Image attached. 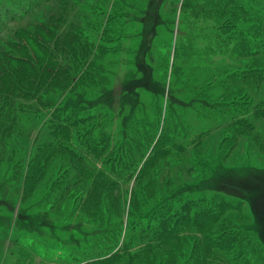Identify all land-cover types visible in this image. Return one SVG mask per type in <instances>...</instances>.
<instances>
[{
	"label": "rangeland",
	"instance_id": "obj_1",
	"mask_svg": "<svg viewBox=\"0 0 264 264\" xmlns=\"http://www.w3.org/2000/svg\"><path fill=\"white\" fill-rule=\"evenodd\" d=\"M180 3L0 0V264H85L115 233L138 239L132 227L166 203L214 198L225 208L200 212L212 225L200 239L115 264H264V57L206 53L219 21L195 23ZM263 15L243 19L247 45L264 40ZM87 132L106 143L96 155L77 139ZM147 136L167 151L135 182L115 155Z\"/></svg>",
	"mask_w": 264,
	"mask_h": 264
},
{
	"label": "trees",
	"instance_id": "obj_2",
	"mask_svg": "<svg viewBox=\"0 0 264 264\" xmlns=\"http://www.w3.org/2000/svg\"><path fill=\"white\" fill-rule=\"evenodd\" d=\"M263 1L264 0H181L179 9L190 12L193 20L196 21L195 23H200V20L207 21V23L219 21V26L216 30H213L214 32H212V38L210 40L208 39L210 44H208L205 48L206 53H233L235 57H242L248 48H254L256 56H260L262 54L264 57V40L262 41L260 37H258L256 39L258 40V43L247 45L243 40L244 32L241 30V27H243L242 21L243 19L248 18L252 6L257 10V14H264L260 8L261 6H264ZM229 27L237 28V30H233L232 28L230 31L226 30V28ZM193 37H196V35ZM203 39L205 40L204 36ZM211 43L214 44L216 48L214 45L211 46ZM179 46V44L175 45V55L178 52L177 47ZM182 47L183 46H180V48ZM184 49L186 52L191 51L189 41L184 44ZM248 54H250V51ZM188 57H193V55H189ZM11 62L14 63V61ZM4 80H6L9 87H11L13 83L15 85V80L10 77V75H5ZM84 81L88 83L90 82L89 79H84ZM91 118L92 117H88L85 120L88 121ZM60 128L61 127L57 125L56 132H52L51 135L53 136L58 134L60 137L62 135L61 138L63 141L64 138H67V136H65L67 134ZM62 128L66 129L64 127ZM86 136L87 138H83L82 136L77 137L84 154L96 155V153H99L98 150L103 148L102 145H106V143H103L102 140L93 139L94 136L89 135V132L86 133ZM154 140V136H147L143 143L134 142V144L129 143V145L123 147V149L118 148L119 156L115 155V158L120 157L125 160L126 169L129 171V174H135V182L145 173V171L150 169L152 165L165 156V152L167 151V148L164 145L166 143L165 138L158 137L155 141ZM62 144L63 143H61L60 146L64 148V145ZM69 150L72 151L71 149ZM42 157H46V153L44 151H42ZM77 159L79 163H84L83 160L81 161L79 158ZM31 174L34 173L32 172ZM221 200L222 199L220 198H214L213 201L210 200L209 204L214 205V207L209 205L206 201H201L206 209H199V211L196 209L197 203L192 199H185L183 201L177 200L176 202L171 201L166 203L163 208L152 212V214L149 215L147 222H144V225H142V223H137L136 226L134 225L132 227V230L135 229L138 231V234L140 235H138V239L134 237L131 238L128 234L126 236L124 235V237L119 240L120 235L115 233L114 237L109 238L112 248L108 245L106 247V249H108L107 252L99 254L98 259L85 264H115L121 261L130 263L134 258L148 255L150 254L149 252H152L155 249L172 248L175 244L181 242L182 238L186 237L187 234L185 233H191L193 236H197L194 232L204 231L202 227L206 226L205 229L212 228V225H210V227L205 225L206 222H208L207 219H211L210 217L202 216L206 221H204L205 224H199L196 222L201 221L199 219L202 218L200 217V212L206 211L207 209L211 213L210 215L216 216L215 220L218 219L222 214V209L225 208V203H222ZM131 205H133V202H130V206ZM132 214L133 211L130 209L127 215V219L130 221ZM132 222H130V224H132ZM197 237L200 239L201 236ZM224 237L225 236L219 237V235L215 237L203 235L202 241L205 242L204 245L207 250L213 252H221L222 250L233 252V256L228 258H230V261L235 262L241 255H244L245 250L242 248L241 241L239 245H236L232 237L230 238V241H227L226 237ZM134 245H136V250L132 251L131 249ZM107 255H109L107 258H102ZM89 257V255H85V260L90 259ZM248 261V258L245 259L244 264H249Z\"/></svg>",
	"mask_w": 264,
	"mask_h": 264
}]
</instances>
